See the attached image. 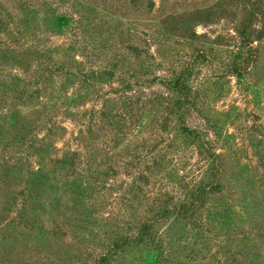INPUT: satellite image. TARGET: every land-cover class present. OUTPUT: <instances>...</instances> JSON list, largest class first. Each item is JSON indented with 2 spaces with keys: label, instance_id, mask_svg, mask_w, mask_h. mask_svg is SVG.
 Instances as JSON below:
<instances>
[{
  "label": "rangeland",
  "instance_id": "1",
  "mask_svg": "<svg viewBox=\"0 0 264 264\" xmlns=\"http://www.w3.org/2000/svg\"><path fill=\"white\" fill-rule=\"evenodd\" d=\"M151 1L33 0L21 11L25 3L0 0L6 16L20 14L31 26L41 25L37 35L31 31L34 51L51 49L55 62H68L69 55L83 60L77 49H66L97 32L82 70L116 64L117 76L137 83L120 91L125 82L68 81L63 72H45L44 82L42 74L41 83H33L36 61L24 54L22 63H13L11 50L0 43V99L29 91L24 103L0 110V159L26 148L18 136L27 127L38 132L32 150L38 155L21 168L25 178L27 167L31 177L41 171L38 197L24 202L19 170L12 162L0 166V264H94L117 235H134L137 221L150 218L161 202L182 200L187 188L209 180L205 148L168 111V82L187 67L196 104L185 110L183 121L198 129L223 162L224 189L208 207L215 213L224 204L221 212L231 224L215 227L249 230L248 219H264V0ZM56 14L75 21L52 30ZM246 26L248 43L242 36ZM5 35L0 32V40ZM241 53L251 65L237 76L233 66ZM155 77L164 82L153 83ZM75 94L72 103L69 95ZM78 151L81 162L77 157L72 164ZM162 226L187 264H215V246L197 248L195 259L187 260L188 235L176 237L179 225L172 220ZM114 264L158 263L146 246H134Z\"/></svg>",
  "mask_w": 264,
  "mask_h": 264
},
{
  "label": "trees",
  "instance_id": "2",
  "mask_svg": "<svg viewBox=\"0 0 264 264\" xmlns=\"http://www.w3.org/2000/svg\"><path fill=\"white\" fill-rule=\"evenodd\" d=\"M18 1L22 4L25 3L21 11H26L31 6L29 2L33 0ZM151 5H154L153 0L151 1ZM4 6L5 5L0 3V32L4 31L6 35L0 40V43L5 50L6 48L11 50V57L9 59L11 62L15 63L17 61L22 63L21 58L24 57V54H26L25 57H31L36 61L35 70L38 71V74L33 77V83H41L42 74L44 82L45 72L50 74L63 72L68 76V81H71L73 78L78 79L81 83L85 80H107L109 82H115L114 79L119 83L125 82L122 77L117 76L116 64H112L106 68L90 69L87 70L88 72L82 70L81 65L85 66V59H90L86 51L96 43L97 37L99 36L97 32H95L93 37L84 36L83 43L82 39L79 40L76 38L74 40L75 46L69 44V47H67L66 51L77 49L83 56V60H77V58L69 55L70 58L68 62L59 59H56L55 62L51 49L33 50V48L37 46L32 44L33 42H30V39H33L31 31H36L37 35L38 32L43 31L41 25L31 26L26 19L22 21L20 14L16 18L11 15L6 16L3 11ZM72 21H75L73 15L56 14L54 19L49 23V26L52 30L62 31L64 28L69 27ZM247 27L248 26L242 30V36L243 40L248 43L246 40L248 32ZM246 42L245 45L247 44ZM249 44L251 45L250 41ZM17 51H20V54H16ZM249 57L250 56L241 53L239 58H237L240 59V61H235L233 72L237 76L242 75V71H245V69L251 65L248 60ZM24 65L26 64L23 62V66ZM26 71H28V69H26ZM191 75V67H187L185 70L177 72L173 81L168 82L169 89L173 92V98L169 103L168 111L177 118L180 129L188 136L197 139L201 147L205 148L207 158L210 159L211 164L209 180L200 179L187 188L182 200L176 201L174 200L175 197L172 196L166 199V201L161 202L150 218L137 221L133 228L134 235L128 233H120L117 235L111 241L106 252L96 255L94 264H114L117 256L134 246H146L156 255L158 264H187L185 258H181L179 254L177 255L176 252L173 251V247H170L169 240L165 238L164 232L161 231L162 225L169 220L173 221V226L179 225V235H176V237L188 235L189 239L192 241V245L188 248L189 254L186 256L187 260L195 259L193 255L197 253V248L201 249L202 246H209L212 244L216 248L212 258L215 260V264H264V219L254 216L253 219H248L250 224L249 230L245 228L239 230L233 228L234 226L232 225L226 226L231 223L228 222L227 217L221 212V206H225L224 204H220L221 206L218 204L219 209L215 210V213L208 207L210 204L213 205L214 201L217 199H212V196L216 193H221L224 189L223 183L221 182V168L223 162L221 153L207 146L208 142L203 139L198 129L188 126L183 121L185 110L196 104L193 99V92L187 83ZM156 79H158L160 83L164 82L162 77H155L152 82L155 83ZM135 85H137V83L134 84L130 81H126L124 88L122 87L120 91L132 90L135 88ZM40 91L41 88L38 89L37 87L36 92L40 94ZM116 92L119 93V90ZM28 97V90L20 91L17 97L13 96V99H10L11 102L6 96H1L0 110L8 112L13 103L17 101L24 103ZM77 97L76 94L69 95V101L74 103ZM37 137L38 132H34V130L27 129L26 127V132L18 136V140H20L26 148L16 155H9L7 153L0 159V166L9 162L14 163L15 168L19 170V176L26 182L22 191L24 202L27 200L30 201V199L35 196L38 197V191L40 189V182L38 180H40L41 177L38 174H40L41 171L38 169L35 172V176L31 177L29 176L31 175V167H27V173L29 174L27 176L32 178V180H30V178L28 180V177H24V172L21 168L22 166L30 165L28 160L30 157L34 156V154H37V152L32 151L36 147L35 144L39 142ZM78 152L80 153H74L73 157H70L72 164L78 161L77 157L79 158V162H81L80 158L83 156L81 151ZM2 162L4 163L2 164ZM36 178L37 180H35ZM215 222L225 223L226 225L224 228H217L214 225ZM183 223L191 227L192 233H194L192 237L189 235V231L191 230H188L187 226H180V224ZM90 254L92 255L91 252ZM171 255H175V257L172 259Z\"/></svg>",
  "mask_w": 264,
  "mask_h": 264
}]
</instances>
